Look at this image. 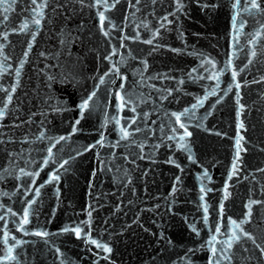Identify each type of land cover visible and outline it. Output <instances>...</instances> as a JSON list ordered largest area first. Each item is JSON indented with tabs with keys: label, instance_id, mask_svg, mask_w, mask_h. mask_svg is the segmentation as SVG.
<instances>
[{
	"label": "water",
	"instance_id": "obj_1",
	"mask_svg": "<svg viewBox=\"0 0 264 264\" xmlns=\"http://www.w3.org/2000/svg\"><path fill=\"white\" fill-rule=\"evenodd\" d=\"M256 2L0 3V264H264Z\"/></svg>",
	"mask_w": 264,
	"mask_h": 264
},
{
	"label": "snow or ice",
	"instance_id": "obj_2",
	"mask_svg": "<svg viewBox=\"0 0 264 264\" xmlns=\"http://www.w3.org/2000/svg\"><path fill=\"white\" fill-rule=\"evenodd\" d=\"M31 2L33 3V4H35L36 3V0H31ZM0 3H3V0H0ZM45 3H46V0H45ZM252 7L253 8H259L260 7V5H259V3H257L256 2V0H253V3H252ZM5 12H7V9H5L4 10ZM5 19L7 18L6 16L4 17ZM102 19H103V17H101ZM35 23H39V20H36L35 21ZM26 27V26H25ZM103 81L101 80V83H102ZM95 95V92H93L92 94H91V96L88 98V99H85V101L82 103V104H80L78 107H79V109H80V112H81V118L83 117V112L84 111H86L87 109H88V107H89V100H91V97L92 96H94ZM121 101H122V103H123V98H121ZM0 115H2V113H0ZM177 119H179V117H177ZM76 123L78 124L79 123V120H77L76 121ZM182 127H183V125H181ZM243 125H241V127H242ZM124 135L125 136H127V132L126 131H124ZM190 135V134H189ZM63 139V138H62ZM237 158L239 157V141H237ZM233 168H234V170H235V165L233 166ZM57 179H58V177H57ZM203 190V189H202ZM25 217H26V214H25ZM25 222H27V219L25 218ZM234 223V222H233ZM237 227H239V225H237ZM76 234L77 235H79V232L77 231L76 232ZM43 235H46V233H44ZM245 235H247V233H245ZM234 238L235 239H239V236H236L235 235V233H234ZM92 243H96L95 241H92ZM98 247H102L101 245H97ZM231 245L229 244V247H230ZM104 250L105 251H107V252H110L111 251V249H109V248H107V247H104ZM9 251H11V249H9ZM215 249L213 248V254L215 255ZM262 252H264V249H262L261 250ZM14 258V257H13Z\"/></svg>",
	"mask_w": 264,
	"mask_h": 264
}]
</instances>
